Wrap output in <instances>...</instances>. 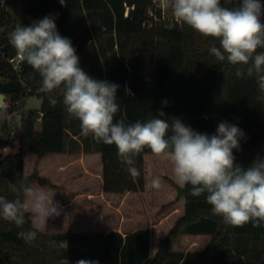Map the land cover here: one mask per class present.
<instances>
[{
	"label": "trees",
	"instance_id": "obj_1",
	"mask_svg": "<svg viewBox=\"0 0 264 264\" xmlns=\"http://www.w3.org/2000/svg\"><path fill=\"white\" fill-rule=\"evenodd\" d=\"M63 1L5 0L0 2V26L8 33L18 24L29 26L47 13L60 10L55 17L59 34L71 39L80 67L87 74L120 86L117 102L129 122L147 121L162 110L166 117H178L194 130L212 135L219 123L227 121L245 133L240 150H233L235 163L247 168L257 158H264V91L255 75L237 78V69L246 71L247 66L217 61L209 53L210 47H219L218 40L204 37L183 23L172 28L144 26L149 0ZM126 4L133 6L128 15ZM0 93L11 101L12 109L22 107L15 135L0 138V196L23 200V188L33 179L42 180L36 171L25 173V156L64 151L69 127L74 135L79 134L76 122H80L75 118L68 122L60 90L46 93L41 76L26 62L16 71L0 59ZM31 94L41 96L39 110L26 108V98ZM49 95L57 99L55 106L49 104ZM38 117L40 127L36 128ZM15 145L16 151H3ZM99 149L105 192L144 188L143 156L151 152L149 149L135 158L141 173L135 179L118 159L115 145L100 142ZM10 185L15 186V192ZM190 192L191 185L177 186L176 199L183 197V212L159 240L153 256L148 227L125 236L112 229L91 237L72 229L56 234L38 229L34 240L19 239L17 232L34 230L31 214L26 213L22 227L0 216V264H33L31 245L39 249L41 264H56L53 257L57 250L58 258L99 264H164L171 244L183 233L210 236L200 264H264V226L254 227L251 222L242 227L228 225L212 213L207 193L196 197ZM61 241L67 242V248ZM183 258L184 253H179L176 264H183Z\"/></svg>",
	"mask_w": 264,
	"mask_h": 264
},
{
	"label": "clouds",
	"instance_id": "obj_2",
	"mask_svg": "<svg viewBox=\"0 0 264 264\" xmlns=\"http://www.w3.org/2000/svg\"><path fill=\"white\" fill-rule=\"evenodd\" d=\"M174 18L204 37L219 41L209 53L217 61L244 65L237 78L255 75L264 91V3L261 0H161ZM55 16H45L29 26L16 25L10 35L17 58L26 62L42 78L43 90L62 93V103L69 116L80 122L81 135H91L97 142L115 145L118 159L132 178L140 176L135 158L145 149L171 163L176 182L191 185L190 194L207 193L206 202L214 215L233 227L252 223L264 226V158H257L243 168L235 163L233 150H240L245 133L227 121L218 124L215 134L194 130L178 117H166L161 110L147 121L129 122L126 111L117 102L119 85L91 77L80 67L76 49L68 37L57 30ZM49 104L57 99L49 95ZM167 105V100L162 101ZM161 188L158 176L150 181ZM16 191L14 185H10ZM25 198L8 200L0 196V216L22 227L26 213L31 214L34 230L19 231L17 238L32 241L39 226L60 214L45 188H23ZM55 243V241H53ZM67 248V242L61 241ZM76 264H99L78 260Z\"/></svg>",
	"mask_w": 264,
	"mask_h": 264
},
{
	"label": "rangeland",
	"instance_id": "obj_3",
	"mask_svg": "<svg viewBox=\"0 0 264 264\" xmlns=\"http://www.w3.org/2000/svg\"><path fill=\"white\" fill-rule=\"evenodd\" d=\"M105 41V40H104ZM106 42V41H105ZM110 54L108 51L107 55ZM106 58V57H105ZM104 58V59H105ZM129 63V61H127ZM0 98V103L6 100ZM42 98L38 94L28 95L26 98V108L39 110ZM68 122L72 118L67 115ZM41 118L36 120V128L40 127ZM80 125L76 122V126ZM12 123L7 122L6 118L0 120V138L11 137L10 128ZM73 126V125H72ZM72 127H69V133L66 136L65 150L57 153H48L40 156L37 153H28L25 156V173L32 174L37 172L42 180L33 179L30 186L34 188H45L49 195H55L58 182L67 178V172L75 175L76 172L84 170L87 167L92 174L87 176H78L74 181L71 180V186L74 191L83 190L85 187L92 192L98 193L101 190L102 182L98 177L102 174V159L99 149L100 142L93 139L91 135L83 136L81 132L72 133ZM18 145L7 146L3 151L14 152ZM144 158L145 186L141 190H128L122 193L107 192L101 197L95 195L91 199L86 196L77 197L69 210L70 217L73 218L71 229L78 233H85L89 237L100 232H106L112 229H119L124 232L133 229L149 226L153 227L155 233L151 237V248L157 250V244L160 239L166 236L175 220L183 212V197L177 196V186L179 185L172 172L171 163L147 152ZM66 160L72 163L67 168L62 166L68 164ZM158 176L161 180V188L153 189L150 181ZM53 197V196H52ZM51 216L47 219L46 225L39 226V229L48 233L57 231L53 223L58 218L64 221L63 213L61 215ZM65 229V228H64ZM65 231V230H64ZM56 234V233H53ZM157 234V235H156ZM189 234L183 233L170 246L169 257L164 264H176L179 253H184L183 264H200L202 261V251L210 240V236H200L189 242ZM33 256V264H41L40 252L36 246L30 247ZM55 252L53 262L56 264H76L61 261ZM180 264V263H179Z\"/></svg>",
	"mask_w": 264,
	"mask_h": 264
},
{
	"label": "built area",
	"instance_id": "obj_4",
	"mask_svg": "<svg viewBox=\"0 0 264 264\" xmlns=\"http://www.w3.org/2000/svg\"><path fill=\"white\" fill-rule=\"evenodd\" d=\"M5 0H0L3 3ZM64 3L63 0H61ZM161 0H149L146 8V17L143 21V25L146 27L164 26L172 28L179 26L182 22L176 20L172 15L171 9H165L160 6ZM133 6L126 4L125 15H128L130 8ZM60 10H55L47 13L45 16H57ZM44 16V17H45ZM13 31L4 33L3 28L0 26V59L8 62L16 71H19L22 66V62L18 60L16 51H13L14 47L10 43V35ZM12 103L9 99L3 103H0V120L6 118L7 122L12 123L13 126L10 128L12 138L16 133V127L21 123L22 107L13 108ZM41 118V117H40Z\"/></svg>",
	"mask_w": 264,
	"mask_h": 264
},
{
	"label": "crops",
	"instance_id": "obj_5",
	"mask_svg": "<svg viewBox=\"0 0 264 264\" xmlns=\"http://www.w3.org/2000/svg\"><path fill=\"white\" fill-rule=\"evenodd\" d=\"M73 136L75 137L74 134H73ZM66 161L68 162V164H65L64 166H62V169L67 168V166L72 163L71 160H66ZM67 173L68 174H67V178L66 179L60 180L58 182L59 184L55 183V185H57V188H56V193H55V195H53L52 199H53L54 203L58 202V204L60 206V214L59 215H61L63 213L65 218H64V221H62L59 218L56 220L55 217H54V220L56 222L53 223V227L54 228H58V229H56L57 231H54L53 233H64V232L68 231L69 229H71L70 227H71V224L73 223V218H72V216L70 217L69 210H70L71 205L77 199V197L86 196L87 199H91L95 195H100L101 197H103L105 195L104 193H107V192H105L103 190V174H98V175H100L98 177L101 178V182H102V186L101 187L102 188H101V190L98 193H94L87 187H85L83 190H81V192L74 191L75 189L72 188V186H71V180L74 181V179H76V177H78V176H87V175L89 176V175L92 174V172L87 167H85L84 170H82V171L76 172L75 175L74 174L71 175L70 172H67ZM56 217H58V215ZM144 227H148L150 229V233H151V237H152V235L155 233L154 228L152 226L151 227L144 226ZM139 228H141V227H139ZM136 229H138V228H136ZM136 229H133L132 231H134ZM113 230H117V229H113ZM108 231H106L104 233H107ZM118 231H120L124 236L127 233V232H124V231L119 230V229H118ZM75 232H77V231H75ZM129 232H131V231H129ZM189 235H190L189 236V242H190L189 245H191L192 244V240L196 239L197 237L209 236L208 234H195V235L189 234ZM156 251H157L156 248L155 249L151 248L150 249V255L153 256L156 253ZM60 260L61 261H66L68 263H76L78 261V259L71 258V257L60 258ZM59 264H61V263H59Z\"/></svg>",
	"mask_w": 264,
	"mask_h": 264
},
{
	"label": "water",
	"instance_id": "obj_6",
	"mask_svg": "<svg viewBox=\"0 0 264 264\" xmlns=\"http://www.w3.org/2000/svg\"><path fill=\"white\" fill-rule=\"evenodd\" d=\"M262 22H264V18H262ZM2 97V99L4 98V93H0V98Z\"/></svg>",
	"mask_w": 264,
	"mask_h": 264
},
{
	"label": "bare ground",
	"instance_id": "obj_7",
	"mask_svg": "<svg viewBox=\"0 0 264 264\" xmlns=\"http://www.w3.org/2000/svg\"><path fill=\"white\" fill-rule=\"evenodd\" d=\"M2 98V97H1Z\"/></svg>",
	"mask_w": 264,
	"mask_h": 264
}]
</instances>
